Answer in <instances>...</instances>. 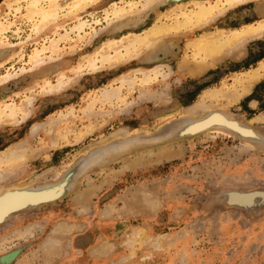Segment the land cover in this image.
Returning a JSON list of instances; mask_svg holds the SVG:
<instances>
[{
    "label": "rangeland",
    "instance_id": "1",
    "mask_svg": "<svg viewBox=\"0 0 264 264\" xmlns=\"http://www.w3.org/2000/svg\"><path fill=\"white\" fill-rule=\"evenodd\" d=\"M28 2L0 0L8 190L55 179L94 146L206 110L225 109L264 134V57L255 61L264 0H38L36 9L53 10L49 22ZM198 4L218 11L128 46ZM222 32L229 44L219 53L197 54L201 36ZM10 202L19 204L0 202L1 217ZM0 264H264V151L208 131L109 162L72 195L2 225Z\"/></svg>",
    "mask_w": 264,
    "mask_h": 264
},
{
    "label": "bare ground",
    "instance_id": "2",
    "mask_svg": "<svg viewBox=\"0 0 264 264\" xmlns=\"http://www.w3.org/2000/svg\"><path fill=\"white\" fill-rule=\"evenodd\" d=\"M236 1H238V0H226V2L229 5H231L232 3H235ZM30 2H28L30 4V12L39 14L38 16H40L42 18V19L40 18L41 20L45 21V19H46V21H47V19H48V22H49V17L51 15H54V13L51 12L52 9H49L50 11H44L41 9H36L37 8L36 5H38L37 4L38 0H30ZM217 11H218L217 4L212 5V6L211 5L198 4L197 10L192 12V15L182 14L184 16L182 23L181 22L179 23V21H175V23H173L174 25L173 24L172 25H162V24L161 25H154L153 27H150L147 32L143 33L144 35L138 36L137 38L135 37L133 39V41L131 42V44H129L128 46L130 48H136V47H139V45L141 46V44H143V43L144 44L147 43V46H148L149 42L152 43L156 37L158 38V36L160 37V35H162V34L164 35V33L168 32V30H170V29L176 30L177 27H182V25L186 26L187 24H190V23H192V24H198L199 22L201 23L202 20L205 21L206 19L210 18L211 15H213V12L215 13ZM119 13L120 12H118L116 14L119 15ZM258 27L264 28V23L259 24ZM222 34H223V32L217 34L215 36V38H213L212 36H201L200 39H198L194 45L196 47L197 54L199 55L200 53H202L205 55V57H209V56L212 57L213 54L219 53L221 48H223L226 44H229V40H227L225 37H223L224 35H222ZM244 34H247V30L242 31V33L234 34L233 39H237L239 37V35H244ZM128 53L131 54V52H128ZM107 92L104 95H107ZM113 92H115V91H113ZM115 94H116V92H115ZM180 117L181 118H180V120H178L177 123L173 122V123L167 125L165 130L158 133L157 135H161V137H168L169 135H172V134H179L182 132L191 131L192 129L196 128L197 126H199L201 124L200 121L196 122L194 119L195 117H193V116H180ZM223 120H224L223 117L218 113H213L209 119V121H211V122H213V121L217 122V121H223ZM230 124L232 126L237 125V128L244 135H247V136L252 137V138L254 136V138H253L254 140H259V138L257 136H255L251 130L245 128L244 126H241L238 123H234V122H230L229 125ZM144 135H148V134L140 133V136H139V134H137L136 136H128L127 139H122V138L113 139L114 143L108 145L107 147L105 146L102 149H96V152L93 153L92 156H90L89 158H86L82 161L81 160L76 161L72 165V167L70 169H68V171H66V173H64V177L62 178L61 183L58 185H55L53 187H48L46 185H42L40 188L39 187H37V188L33 187L32 190L25 189L26 187L17 188V189L15 188V189H10L12 191H8V192L6 191L7 193L6 192L0 193V200H1L0 202H6V201L8 202L9 200H13V199L15 200L16 199V201L18 200V203H19V204L17 203L18 205H15L16 207L12 208V204L10 202L9 205H7V207L11 206L12 209L8 210L2 217L0 216V220L4 219L10 211H12L13 209H15L17 207H22V206H26L29 204H33V202H35L37 200H47V199H50L51 197L61 195L63 192H65L70 187V185L72 184L74 179L78 176V174L82 170H84L85 168H87L89 166H94L103 157L105 158L106 156H109L113 153L114 154L117 153L119 151V148L122 146L126 147V146L133 144V142L135 143L138 141L140 142V141L145 140L146 138ZM45 191H51V192L46 194V195H43V192H45ZM25 198L27 201L23 203L22 200H24ZM3 207L5 208L6 205H3L2 208ZM0 210H1V207H0Z\"/></svg>",
    "mask_w": 264,
    "mask_h": 264
},
{
    "label": "water",
    "instance_id": "3",
    "mask_svg": "<svg viewBox=\"0 0 264 264\" xmlns=\"http://www.w3.org/2000/svg\"><path fill=\"white\" fill-rule=\"evenodd\" d=\"M213 113L220 114L224 120L223 121H217V122L216 121H213V122L209 121L210 116ZM180 118L181 117H177V118H172L170 120H167L166 122H164L163 124L158 126V128H156L155 130L150 132V134L144 135L146 139L143 140V142L142 141H140V142L138 141L135 143L133 142V144L130 145L131 147L128 150H119L120 152H117L115 154L113 153V154L109 155L108 157H106V159L95 164L94 166H89V167L85 168L74 179V181L72 182L70 187L65 192H63L61 195L51 197L50 199H47V200H37V201L33 202V204H29L26 206L17 207L15 209H13L12 211H10L8 213V215L4 219L0 220V227L2 225H4L5 223H7L12 216H14L18 213L32 211V210H35L36 208H38L40 206L53 204L55 202H58L64 198L72 195L73 193L76 192V189L78 187V182L84 175L104 167L109 162L119 160L120 158H123L124 156L130 155L134 152H137V151H140L143 149H150L152 147L166 145V144L171 143L173 141L182 140V139H186V138H192V137L198 136V135L203 134V133L208 132V131H216V132L226 134V135H228V136H230L236 140L245 142V143L249 144L250 146H252L255 150L264 151V134L261 133L260 131L256 130L249 122L234 118L225 109L206 110L202 114L196 116L194 118L195 121L196 122L200 121L201 124L199 126H197L196 128L192 129L191 131L182 132L179 134H172V135H169L168 137H161V135H157L158 133L164 131L167 125H169L173 122L177 123L178 120H180ZM230 122L238 123L239 125L244 126L245 128L251 130L254 133V135L257 136L260 140H254L253 139L254 136L252 138V137H249L247 135H244L237 128V125H235V126H232L231 124L229 125ZM139 136H140V134H139ZM112 143H114L113 140H111L105 144H102L99 146H94V147L88 149L84 154L77 156L66 169H64L63 171H61L58 174V176L55 179L48 180L46 182H40L38 184H30V185L26 186L25 189L32 190L33 187H35V188L39 187L40 188L42 185H46L48 187H53L55 185L60 184L62 178L64 177V173H66V171H68V169H70L76 161H78V160L82 161L86 158H89L90 156H92L93 153L96 152V149H102L103 147H105V146L107 147L108 145H110ZM9 188H11V187H7L4 184H0V192L12 191V190H8ZM2 257H4V256H2Z\"/></svg>",
    "mask_w": 264,
    "mask_h": 264
},
{
    "label": "trees",
    "instance_id": "4",
    "mask_svg": "<svg viewBox=\"0 0 264 264\" xmlns=\"http://www.w3.org/2000/svg\"><path fill=\"white\" fill-rule=\"evenodd\" d=\"M264 56H260V57H258V59L257 60H255V61H258V60H260L261 58H263ZM254 61V62H255ZM251 63H248V62H245V63H243L242 64V66L244 67V68H247L249 65H250ZM203 87H201L199 90H201Z\"/></svg>",
    "mask_w": 264,
    "mask_h": 264
}]
</instances>
